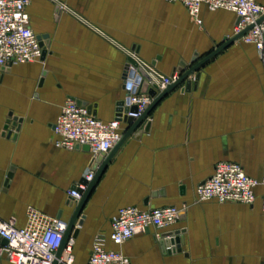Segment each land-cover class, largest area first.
<instances>
[{"label": "crops", "instance_id": "crops-1", "mask_svg": "<svg viewBox=\"0 0 264 264\" xmlns=\"http://www.w3.org/2000/svg\"><path fill=\"white\" fill-rule=\"evenodd\" d=\"M27 12L33 32L47 36L46 56L0 67V217L17 227L28 207L71 217L66 193L84 178L90 154L54 146L53 124L67 98L109 122L125 98V51L170 76L180 62L188 69L232 38L237 21L232 12L203 8L198 26L181 4L165 0H30ZM9 113L21 119L14 139L15 130L3 135ZM223 161L264 177V50L239 41L172 89L116 151L82 209L76 263L103 235L108 249L135 264H264L261 188L252 206L196 198V186ZM127 206L177 207L182 219L170 231L180 232L179 248L165 251L152 229L114 245L110 221ZM82 234L94 236L90 244ZM1 264L10 263L3 257Z\"/></svg>", "mask_w": 264, "mask_h": 264}, {"label": "built area", "instance_id": "built-area-1", "mask_svg": "<svg viewBox=\"0 0 264 264\" xmlns=\"http://www.w3.org/2000/svg\"><path fill=\"white\" fill-rule=\"evenodd\" d=\"M179 3L187 11L193 22L200 26V13L203 8L210 12L224 10L240 18L234 27V34L249 28L238 41L253 45L258 51L264 50V6L255 0H165ZM30 0H0V67L39 61L43 48L30 25L27 8ZM126 63L122 72V89L125 98L122 107L115 110L109 122L99 120L88 113L86 107L76 104L73 98H67L53 124L54 146L68 151L89 146L90 159L84 178L90 182L94 177L91 168L96 158L102 153L108 154L121 140L124 133L122 125L127 118L137 119L152 102L147 89L154 83L159 91L176 82L179 73L163 76L153 66L143 63L133 51H125ZM128 58L137 63L134 67ZM144 70L147 80L140 72ZM135 107L136 112H125L126 108ZM121 108V110H119ZM128 126V125H127ZM85 187L79 182L66 193L67 206H75L80 200L78 189ZM261 188V210L264 212V178L258 180L246 174L236 162L223 161L215 164L212 175L197 185L195 195L198 201H214L220 204L235 203L252 206L257 199V189ZM180 210L175 206H161L140 209L136 206L120 208L110 221L108 239L116 246H121L137 234L154 230L157 241L170 240L163 237L170 231L178 219ZM67 222L58 217L49 216L36 208L28 207L24 226L17 227L13 220L0 217V264L4 257L10 264H53L61 246ZM173 238V237H172ZM74 239L69 238L63 248L57 264H78L73 253ZM165 251L177 250V245L165 246ZM264 261V256H263ZM83 264H135L120 251L108 249L105 237L97 235L91 244L88 259Z\"/></svg>", "mask_w": 264, "mask_h": 264}, {"label": "water", "instance_id": "water-1", "mask_svg": "<svg viewBox=\"0 0 264 264\" xmlns=\"http://www.w3.org/2000/svg\"><path fill=\"white\" fill-rule=\"evenodd\" d=\"M57 12L59 11V7H57ZM264 19V16H262L257 22H260ZM240 22V18H237L236 21V25H238V23ZM250 28V27H249ZM246 28L245 30L241 31L240 33L234 35L232 38H226L223 41V44L220 45L218 48H216L211 54H209L206 58H204L203 60L196 62L193 66H191L190 68L187 69V66L184 62H180L179 66L176 68V70H174V72L176 71L177 73H179V78L176 82L167 85L163 90L159 91L158 87L154 84L151 83V87L148 88V85L145 83L143 85V91H146L148 94L152 97V102L150 103V105L146 108V110L140 115V117H138L137 119H133V118H127L125 120V122L127 123V125L129 126V128L123 133L121 140L115 145V147L111 150V152L109 154H104L102 153L101 155H99L94 164L92 165V172H94V177L90 182H87V180L85 178H82L79 181V184L84 186L85 189H78L77 192L80 194V200L78 201V203L75 206L70 205L69 208H72V214L70 219L67 222V228L66 231L63 235V239H62V243L61 246L56 254V259L54 260L53 264H57V261L60 257V254L63 250V248L65 247L67 241L69 240V238L72 239H76L79 233V227L82 226V219L83 217L81 216V212L82 209L84 207V204L86 203L87 199L89 198L95 184L97 183V181L99 180L100 176L102 175V173L104 172L105 168L107 167V165L109 164V162L111 161L112 157L114 156V154L116 153V151L120 148V146L132 135L135 133L136 129L140 126V124L146 119V117L149 115V113L152 111V109L172 90L174 89L176 86H178L181 82H183L188 76L193 75L195 72H197L207 61H209L211 58H213L215 55H217L219 52H221L222 50H224L225 48H227L230 44L238 41V39L245 34V32L249 29ZM37 39L40 42V46L43 48L42 51V56H41V60L44 59V57L46 56V47L48 46V40H47V36H37ZM128 61L134 66L137 67V63L131 59L128 58ZM196 61V55L192 58V63ZM151 66L154 67V62L151 63ZM9 68H1L2 71L4 70H8ZM187 69V70H186ZM141 74L147 79L149 80V77L147 76V73L144 70H140ZM172 72V74L174 73ZM45 74H43L44 76ZM199 78L198 75H196V80ZM186 91L190 90V83H187V86L185 88ZM77 105H80L82 107H86L88 113H91L92 115H95V111L93 110V107L91 105H89L87 102H82L80 100H75ZM123 102H119L117 104L118 107H122ZM119 110H121V108H119ZM125 112H132L135 113L136 112V108L135 107H131V108H126ZM9 118L6 120L4 129H3V135L7 133V136L10 137L12 134V130H15V133L13 135V139L16 137V133L19 130L20 127V123H21V119L12 116V113H9ZM12 122V123H11ZM11 125V126H10ZM17 125V126H16ZM10 127V130H9ZM148 130V125L145 127V131ZM140 134H137V137H139ZM81 149L83 152L88 153L89 152V146L85 145L80 147L78 144L75 146V150H79ZM12 171V169H11ZM11 177V173L8 174V178ZM157 195L156 192H154L152 194V197H155ZM182 213L178 215L179 219H182ZM58 218H60V214L57 216ZM179 231H175V232H167L166 234H164L163 237H171L170 240H165V241H161V247L165 248V246L167 247L169 244L177 245V249L179 248V242H180V237H179ZM173 237V238H172ZM173 252V251H172Z\"/></svg>", "mask_w": 264, "mask_h": 264}, {"label": "rangeland", "instance_id": "rangeland-1", "mask_svg": "<svg viewBox=\"0 0 264 264\" xmlns=\"http://www.w3.org/2000/svg\"><path fill=\"white\" fill-rule=\"evenodd\" d=\"M133 51V50H132ZM148 65V64H147ZM149 66H151L150 64H149ZM264 178V177H263ZM262 179V178H261ZM261 179H258V180H261ZM81 240L82 241H84V245L86 246V245H88V244H90L91 243V240H92V238L94 237V236H89V235H86V234H82L81 236ZM94 240V239H93ZM82 249H83V247H82V245H79V244H77V243H75L74 244V250H79V251H82Z\"/></svg>", "mask_w": 264, "mask_h": 264}]
</instances>
